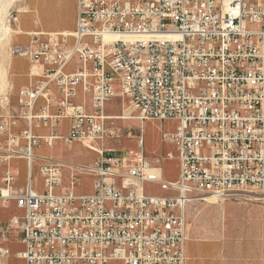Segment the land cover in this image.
Segmentation results:
<instances>
[{"label":"built area","instance_id":"built-area-1","mask_svg":"<svg viewBox=\"0 0 264 264\" xmlns=\"http://www.w3.org/2000/svg\"><path fill=\"white\" fill-rule=\"evenodd\" d=\"M12 54L27 60L30 80L15 108L9 94L0 102V207L20 210L0 219V264L11 239L22 264H185L189 203L264 201V0H75L71 31L33 32ZM115 98L120 115L106 112ZM118 119H137L138 134ZM146 121L175 124L161 131L174 152L145 154ZM122 138L135 146L116 149ZM57 142L96 158L34 152ZM13 158L27 163L23 187ZM170 159L174 179L164 177ZM83 177L88 193L77 190Z\"/></svg>","mask_w":264,"mask_h":264},{"label":"rangeland","instance_id":"rangeland-1","mask_svg":"<svg viewBox=\"0 0 264 264\" xmlns=\"http://www.w3.org/2000/svg\"><path fill=\"white\" fill-rule=\"evenodd\" d=\"M75 5V0H74ZM74 5L70 0H0V102L9 94L8 106L13 105L15 92L20 85L27 84L26 75L28 63L23 57L12 54L13 45L25 44L33 32H67L73 27ZM70 26L69 28H62ZM106 110L108 114L120 115L125 105L119 98H115ZM128 113V112H127ZM126 114V112H124ZM117 124L130 128L134 135L138 134L140 123L137 119H118ZM175 124L170 121H146L143 126L142 137L144 151L147 156L154 157L167 151L174 152L173 146L161 139V131H173ZM133 139H121L120 147L116 149L133 148ZM51 157H60L66 163H90L96 154L80 146V144L64 145L58 142L53 148L42 151ZM164 177L174 179L177 176V162L170 159L164 162ZM19 177L25 175L23 161L18 166ZM66 171L67 168H64ZM149 193L161 194L158 187L151 184L145 186ZM78 191L90 192L89 181L83 177ZM9 211L17 212L14 207ZM2 212H0L1 214ZM259 227L264 234V201L253 197L227 198L221 201H196L189 203L186 209L187 240L224 242L230 251L243 250L245 247L255 249L263 242ZM226 228V229H225ZM239 255V253H236Z\"/></svg>","mask_w":264,"mask_h":264},{"label":"crops","instance_id":"crops-1","mask_svg":"<svg viewBox=\"0 0 264 264\" xmlns=\"http://www.w3.org/2000/svg\"><path fill=\"white\" fill-rule=\"evenodd\" d=\"M70 2H71V5L73 7L74 0H70ZM74 8H75V5H74ZM74 13H75V10H74ZM74 23H75V14H74V21L72 23L73 24L72 29L74 28ZM69 27L70 26H63L62 28H69ZM15 94H16V92H15ZM113 100H115V99H113ZM113 100L109 101L106 104V110L109 106H111L110 103ZM14 102L15 103H13V105L11 104V106H10L11 108H15L16 98L14 99ZM41 104H42V102L38 101L36 104L35 110H37L39 105H41ZM51 111H54V108H51ZM68 125H69V122L67 120H64L62 128H61L62 133H66L68 131ZM23 126H24V123L21 120V121H19L18 126H16L14 128V130L18 131ZM34 131L38 134L48 133L47 128H43L40 126L34 128ZM0 140H1V138H0ZM73 144H78V143L74 142ZM80 146L82 148H84L82 145H80ZM46 149H51V148L41 147V148L35 149L34 152L37 155L51 156V155H46L42 152ZM84 149H86V148H84ZM88 151H90V150H88ZM92 153H94V152H92ZM53 158H59L61 160H64L60 157H53ZM21 161L24 162L25 168H26L25 175L22 179L19 177V170H18V166H19V163ZM10 164L15 169H17V171H18V178L16 180L15 186L16 187H23L27 181V163H26L25 159L13 158V159H11ZM78 164H81V163H78ZM63 174H64V178H65L66 174H67V170L65 171L64 168H63ZM175 178H176V176H175ZM87 179L90 182V179L89 178H87ZM167 179H169V178H167ZM170 179H172V178H170ZM31 183H32V186L34 187V189L36 191L40 192L43 190L42 180L38 174V163H37V161H33L31 164ZM89 186H90V184H89ZM11 207H14L16 209L17 212H15V213H20V210H18L16 208L14 201H10L6 208L0 207V212H2L0 214V219H6L9 215L15 214V213L9 211V209ZM186 209H187V207H186ZM259 234H260V237L264 236L262 227H259ZM223 244H225V243L222 241H219V240H209V241H197V240L188 241L187 240L186 241V262H185V264H264V244L261 241H260V243H258L257 248L252 249L251 247H245V248H243V250H241L239 248L240 252L238 250L237 251H230L229 250L230 247L228 248ZM7 245L10 249V252H11V257L8 260V264H22L21 261H19L18 259H16L14 257V253L19 251L22 248L21 244H19L15 240L11 239ZM236 253H239V255Z\"/></svg>","mask_w":264,"mask_h":264},{"label":"bare ground","instance_id":"bare-ground-1","mask_svg":"<svg viewBox=\"0 0 264 264\" xmlns=\"http://www.w3.org/2000/svg\"><path fill=\"white\" fill-rule=\"evenodd\" d=\"M71 31V30H70ZM68 32V31H67ZM120 118V117H119ZM255 199V198H254ZM205 201H208V202H213V200H215V198H212V197H207L204 199Z\"/></svg>","mask_w":264,"mask_h":264}]
</instances>
